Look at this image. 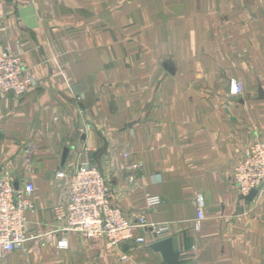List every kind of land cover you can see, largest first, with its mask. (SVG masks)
Returning a JSON list of instances; mask_svg holds the SVG:
<instances>
[{"label":"crops","instance_id":"0c3cea01","mask_svg":"<svg viewBox=\"0 0 264 264\" xmlns=\"http://www.w3.org/2000/svg\"><path fill=\"white\" fill-rule=\"evenodd\" d=\"M0 51L36 81L19 98L0 92V177L34 185L25 224L37 235L0 264H167L154 232L178 239L183 264H264V183L248 200L233 180L264 139V0H8ZM82 162L113 205L144 214L147 242L60 229L56 173Z\"/></svg>","mask_w":264,"mask_h":264},{"label":"built area","instance_id":"2783aa9c","mask_svg":"<svg viewBox=\"0 0 264 264\" xmlns=\"http://www.w3.org/2000/svg\"><path fill=\"white\" fill-rule=\"evenodd\" d=\"M7 1L0 0V17ZM35 84V79L24 73L19 56L0 51V92L19 98ZM243 91L240 81H231L230 95L238 96ZM56 175L65 179V202L53 208L55 218L61 223V230L80 234L87 239L105 238L113 247L129 239L147 242L144 237L135 234L137 228L148 225L144 214L128 215L113 205L112 191L96 167L82 162L73 172L68 174L59 170ZM233 180L242 197L264 183V139L247 146L233 167ZM33 191L31 182L16 188L9 179L0 177V257L21 248L26 241L37 236L29 235L25 224V212L33 208L30 198ZM160 201L156 194H145L148 207H154ZM202 202V197H198V220L204 217ZM57 246L66 247V241L61 239ZM121 259L126 260V256L123 255Z\"/></svg>","mask_w":264,"mask_h":264},{"label":"water","instance_id":"95a60500","mask_svg":"<svg viewBox=\"0 0 264 264\" xmlns=\"http://www.w3.org/2000/svg\"><path fill=\"white\" fill-rule=\"evenodd\" d=\"M168 67L169 64H166ZM260 95H262V91L259 89ZM67 153V149L64 150L63 153V159H65ZM257 189H252L245 198L250 200L254 195H256ZM160 233L154 232L152 234V237L154 241L150 244V248H152L154 251H157L161 254L162 259L167 264H183L180 261V250H179V244L178 239L176 237H164V238H158Z\"/></svg>","mask_w":264,"mask_h":264}]
</instances>
